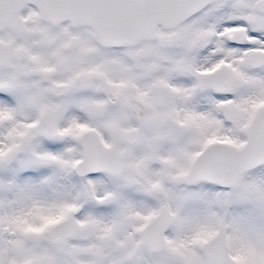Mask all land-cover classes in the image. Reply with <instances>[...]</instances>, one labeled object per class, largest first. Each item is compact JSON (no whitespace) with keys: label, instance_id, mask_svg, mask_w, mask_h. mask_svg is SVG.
Returning <instances> with one entry per match:
<instances>
[{"label":"snow or ice","instance_id":"obj_1","mask_svg":"<svg viewBox=\"0 0 264 264\" xmlns=\"http://www.w3.org/2000/svg\"><path fill=\"white\" fill-rule=\"evenodd\" d=\"M0 264H264V0H0Z\"/></svg>","mask_w":264,"mask_h":264}]
</instances>
